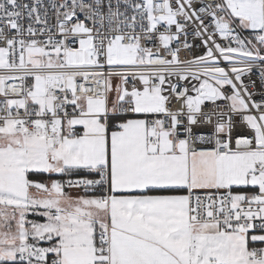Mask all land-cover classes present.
I'll use <instances>...</instances> for the list:
<instances>
[{
	"label": "snow or ice",
	"instance_id": "snow-or-ice-1",
	"mask_svg": "<svg viewBox=\"0 0 264 264\" xmlns=\"http://www.w3.org/2000/svg\"><path fill=\"white\" fill-rule=\"evenodd\" d=\"M0 264H264V0H0Z\"/></svg>",
	"mask_w": 264,
	"mask_h": 264
},
{
	"label": "built area",
	"instance_id": "built-area-1",
	"mask_svg": "<svg viewBox=\"0 0 264 264\" xmlns=\"http://www.w3.org/2000/svg\"><path fill=\"white\" fill-rule=\"evenodd\" d=\"M197 43H198V42H197ZM195 52H196V54H202L203 49H202V48H197V49H195ZM252 79L256 81V88H255V89H250V90H251V91H254V92H256V93H259V92H260V81H259V79H258V73L255 74V75H253V76H252ZM255 98H256V99H259L260 96L257 95Z\"/></svg>",
	"mask_w": 264,
	"mask_h": 264
}]
</instances>
